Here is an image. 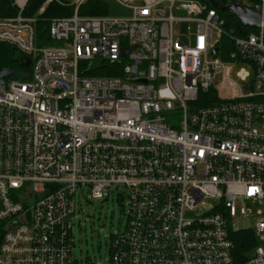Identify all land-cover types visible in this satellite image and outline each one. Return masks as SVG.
I'll return each instance as SVG.
<instances>
[{
  "label": "built area",
  "instance_id": "built-area-1",
  "mask_svg": "<svg viewBox=\"0 0 264 264\" xmlns=\"http://www.w3.org/2000/svg\"><path fill=\"white\" fill-rule=\"evenodd\" d=\"M29 1L0 17V43L33 67L0 84V264H82L76 197L120 188L109 264H264V27L227 32L203 0H110L126 16L107 0L101 15L44 0L26 16ZM228 2L264 18V0ZM50 5L67 14L44 17ZM242 230L258 244L241 262Z\"/></svg>",
  "mask_w": 264,
  "mask_h": 264
},
{
  "label": "rangeland",
  "instance_id": "rangeland-1",
  "mask_svg": "<svg viewBox=\"0 0 264 264\" xmlns=\"http://www.w3.org/2000/svg\"><path fill=\"white\" fill-rule=\"evenodd\" d=\"M110 4V14L116 16H126L128 11L118 3L107 0ZM187 25L180 24L176 30L187 33ZM46 41L43 45H52ZM21 58V56H18ZM245 68L251 72L247 64H238L230 72L233 80L245 87L246 82L239 79L237 73ZM33 67H28L27 72L32 73ZM23 81L24 79L18 74H12L6 77L7 82L11 80ZM29 80H32L29 78ZM223 91V94H227ZM123 189L114 190L108 199H92L89 195L87 198L76 197V213L74 227V254L82 264H109L110 259V239L112 234L123 232L127 225L128 200L121 198L118 193ZM212 201H206L199 205L197 212H203L210 207ZM249 222L242 220L238 227H248ZM264 245V243H261Z\"/></svg>",
  "mask_w": 264,
  "mask_h": 264
},
{
  "label": "trees",
  "instance_id": "trees-1",
  "mask_svg": "<svg viewBox=\"0 0 264 264\" xmlns=\"http://www.w3.org/2000/svg\"><path fill=\"white\" fill-rule=\"evenodd\" d=\"M208 3L207 0H203ZM221 5H227L228 0H216ZM44 0H30L24 14L26 16L34 15L38 12L40 6ZM97 6L98 10L88 12L86 9H81V14L88 15H101L107 13L106 3L99 0H91L88 5ZM209 4V3H208ZM17 8L14 6V0H0V17H7L16 15ZM67 14L63 9L58 8L55 5H50L46 12L43 14L44 17L50 18L52 16H62ZM225 19V30L238 36H245L256 30L255 27L245 26L235 17L228 13H221ZM44 24V23H43ZM20 59L18 52L13 47L0 43V68H20ZM101 75H107V72L99 73ZM23 78V77H22ZM234 242V254L239 261H244V257L248 255L250 249L258 244L256 235L251 230L237 231L233 234Z\"/></svg>",
  "mask_w": 264,
  "mask_h": 264
},
{
  "label": "water",
  "instance_id": "water-1",
  "mask_svg": "<svg viewBox=\"0 0 264 264\" xmlns=\"http://www.w3.org/2000/svg\"><path fill=\"white\" fill-rule=\"evenodd\" d=\"M207 1L214 8L220 10L221 12L232 15L245 26L264 27V18L261 15V13L250 7L239 4L221 5L216 0H207ZM127 51L128 50H125V53H127ZM215 52H217V49H215ZM31 64H32L31 58L26 57L25 61L21 64V67L28 68ZM12 74H20L23 76L28 75L27 73L17 69L0 68V84L5 83V77Z\"/></svg>",
  "mask_w": 264,
  "mask_h": 264
},
{
  "label": "flooded vegetation",
  "instance_id": "flooded-vegetation-1",
  "mask_svg": "<svg viewBox=\"0 0 264 264\" xmlns=\"http://www.w3.org/2000/svg\"><path fill=\"white\" fill-rule=\"evenodd\" d=\"M18 56H20L19 54H18ZM20 59V58H19ZM13 69H17V70H19L20 68H13Z\"/></svg>",
  "mask_w": 264,
  "mask_h": 264
}]
</instances>
